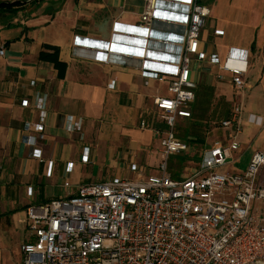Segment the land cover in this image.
<instances>
[{
  "label": "crops",
  "instance_id": "obj_1",
  "mask_svg": "<svg viewBox=\"0 0 264 264\" xmlns=\"http://www.w3.org/2000/svg\"><path fill=\"white\" fill-rule=\"evenodd\" d=\"M198 2L208 8L203 26L209 29L200 30L205 53L224 60L232 49L248 52L240 143L247 138L264 149L259 146L264 130L258 132L264 125V0ZM144 4L27 0L9 22L0 21V45L5 47L0 58V264H8L11 248L21 251L27 239L20 220L29 205L73 195L83 184L158 173L160 135L152 128L163 121L153 100L168 94L167 83L147 77L139 60L108 64L102 54L75 50L95 40L137 43L125 35L129 29L137 31ZM217 30L223 33L217 35ZM217 72L207 60L192 59V79L220 88L232 104L230 79L224 75L216 81ZM37 95L46 96L45 137L32 147L22 142L23 124L38 119ZM247 101L255 111H245ZM69 116L81 120L79 131L68 129ZM142 120L150 127L142 128ZM245 125L253 126L250 134L244 133ZM34 147L41 150L42 160L30 156Z\"/></svg>",
  "mask_w": 264,
  "mask_h": 264
},
{
  "label": "built area",
  "instance_id": "obj_2",
  "mask_svg": "<svg viewBox=\"0 0 264 264\" xmlns=\"http://www.w3.org/2000/svg\"><path fill=\"white\" fill-rule=\"evenodd\" d=\"M144 2L137 31L125 35L137 43L95 40L75 50L102 54L108 64L139 60L147 77L167 83L168 94L153 100L168 128H152L161 136L158 173L83 184L73 195L29 205L20 220L28 232L21 264H264V149L252 153L244 171L228 167L240 147L248 52L232 49L220 60L201 49L208 8L198 0ZM4 55L0 45V58ZM194 57L215 65L218 78L228 76L234 98L227 117L218 122L225 136L206 146L195 169L185 168L173 178L168 158L190 147L173 130L177 120L191 117ZM45 100V95L35 96L39 116L23 124L25 145L36 146L45 137ZM68 121L69 130L81 129V120L69 116ZM140 126L150 127L144 120ZM30 156L42 160L39 148ZM131 169L138 171L135 165Z\"/></svg>",
  "mask_w": 264,
  "mask_h": 264
},
{
  "label": "rangeland",
  "instance_id": "obj_3",
  "mask_svg": "<svg viewBox=\"0 0 264 264\" xmlns=\"http://www.w3.org/2000/svg\"><path fill=\"white\" fill-rule=\"evenodd\" d=\"M203 27L201 28V33H203L204 30L209 29L208 25ZM213 77L216 81L221 80V78H218L216 75H214ZM200 83H202V85L208 87L209 89L211 88L210 90H206V94L203 93L199 94L198 107L199 106L201 107L200 116L197 117L198 116L197 113L196 116L193 115L194 113H192L194 112V108L196 106L195 104L196 100H195V103H193L191 108V113H192L191 117L177 120L173 130V133L177 138L187 141L190 146L186 153L171 155L168 158L167 169L173 178H179L182 174V171L185 168L195 169L196 164L199 162L200 156L203 150L206 148V146L210 145L209 143H212L213 141L225 136V132L218 126V122L222 119L221 114L223 110H227L228 112L230 111L231 102L230 100L227 101L225 99V95L220 93L222 92L220 88L217 90L215 86L213 87L212 85H205L203 79L201 80ZM162 85L164 86V84ZM233 98H234V93L232 94V99ZM201 99L203 101H201ZM201 102L203 103L202 105ZM250 110L255 111L254 104L251 101H247L245 111L247 112ZM192 122H195L194 124L197 125L201 124L200 130H202L203 132L202 134H204L203 142H198L196 140H187V136H190L188 134L190 133V127L192 126L191 125ZM158 127H160L159 129L161 131L168 130V128L163 122L162 123L159 122ZM252 128L253 126L251 125H245L244 133L249 132L250 134L252 132ZM261 130H264V125H262L260 129L258 128V132ZM192 136L196 138L195 134L194 135L192 134ZM259 146L264 148V140H262V144ZM255 149H257L255 142L254 141L249 142L247 141V138L246 139L244 138L242 144L240 143L239 149L237 151H234L232 153L231 158L228 160L229 169L234 172L244 171L248 165L252 152ZM20 232H21V238L22 240H24L23 239L24 231H20ZM10 244L13 245L12 242H10ZM17 249L18 248H11L12 254H10V261L8 264H21L20 251H18Z\"/></svg>",
  "mask_w": 264,
  "mask_h": 264
},
{
  "label": "trees",
  "instance_id": "obj_4",
  "mask_svg": "<svg viewBox=\"0 0 264 264\" xmlns=\"http://www.w3.org/2000/svg\"><path fill=\"white\" fill-rule=\"evenodd\" d=\"M27 0H12V1H8V0H0V21H5L6 23L9 22V20L14 16V14H16V12L18 11V9L21 7V5L23 3H25ZM33 1V0H32ZM211 89V88H210ZM208 87L202 85V84H199L198 87H197V90H196V97H195V100H196V103L194 101V103L196 104L195 108H194V113L193 115L196 116V113L198 114L197 117L200 116V112H201V107L199 106L198 107V99H199V94L200 93H203V94H206V90H210ZM201 101H203L201 99ZM203 103L201 102V105ZM191 113V114H192ZM228 111L227 110H223L222 111V118H225L227 117L228 115ZM197 120V119H196ZM197 122V121H196ZM195 122H192V126L190 127V133L188 135L190 136H187V140H196L198 142H203L204 140V134H202V130L201 129V124H194ZM192 134L196 136V138L194 136H192Z\"/></svg>",
  "mask_w": 264,
  "mask_h": 264
},
{
  "label": "bare ground",
  "instance_id": "obj_5",
  "mask_svg": "<svg viewBox=\"0 0 264 264\" xmlns=\"http://www.w3.org/2000/svg\"><path fill=\"white\" fill-rule=\"evenodd\" d=\"M103 57H104V55H102V58H103ZM115 60L122 62V61H124V60H126V59H125V58H118V57H115Z\"/></svg>",
  "mask_w": 264,
  "mask_h": 264
}]
</instances>
